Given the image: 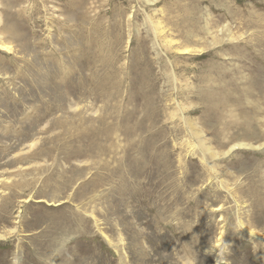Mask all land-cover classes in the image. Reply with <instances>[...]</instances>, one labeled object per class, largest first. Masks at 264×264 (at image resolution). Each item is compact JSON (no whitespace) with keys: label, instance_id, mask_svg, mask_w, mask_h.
Instances as JSON below:
<instances>
[{"label":"rangeland","instance_id":"rangeland-1","mask_svg":"<svg viewBox=\"0 0 264 264\" xmlns=\"http://www.w3.org/2000/svg\"><path fill=\"white\" fill-rule=\"evenodd\" d=\"M0 40V264H264V0H0Z\"/></svg>","mask_w":264,"mask_h":264},{"label":"bare ground","instance_id":"bare-ground-1","mask_svg":"<svg viewBox=\"0 0 264 264\" xmlns=\"http://www.w3.org/2000/svg\"><path fill=\"white\" fill-rule=\"evenodd\" d=\"M230 36H232V35H230ZM214 38V37H213ZM0 47L1 48H4V49H6V50H8V51H10L12 48L8 45V44H6V43H4L2 40H0ZM190 49H195L196 50V48H194V47H191L190 48V46H182V48H180V49H178V50H180V51H183V52H186V51H188V50H190ZM78 85V84H77ZM82 89V88H81ZM83 90V89H82ZM60 92V91H59ZM73 102V101H72ZM76 102V101H75ZM69 106H68V110H71V112H72V115L74 114V116H77L78 114L79 115H81V113H80V111H78V108L80 107V105L78 104V103H73L72 105H70V104H68ZM48 107V106H47ZM50 107V106H49ZM82 107H83V105H82ZM99 109V108H98ZM49 110V109H48ZM93 110H97V109H93ZM50 112V111H49ZM46 113V112H45ZM44 113V114H45ZM48 113V112H47ZM94 113H95V111H94ZM91 114V113H90ZM92 114H93V112H92ZM43 118V117H42ZM191 125H193V124H191ZM194 125H196V124H194ZM262 144H264V143H262ZM29 145V148L31 149V148H33L35 145H34V143L32 142V143H29L28 144ZM258 146H260L259 144H258ZM258 146H255V145H253L251 142H249V143H246V142H241V141H239V142H236V143H234V144H232L230 147H229V149H226L225 151H222V152H219V153H221L220 155H226V154H229L233 149H235L236 147H246V148H258ZM210 155H211V157L213 158V157H216V151H214V150H211V152H210ZM218 155V154H217ZM72 195V194H71ZM73 196V195H72ZM57 200V199H56ZM54 202V201H53ZM251 235H255V236H259L258 234H257V232H255L254 230H249L248 231ZM221 233V232H220ZM3 235L2 234H0V237H2ZM250 237V236H249ZM254 237V236H253ZM221 258V257H220ZM217 261V260H216ZM216 262H214V264H215Z\"/></svg>","mask_w":264,"mask_h":264}]
</instances>
